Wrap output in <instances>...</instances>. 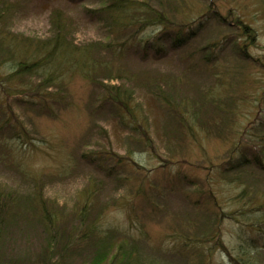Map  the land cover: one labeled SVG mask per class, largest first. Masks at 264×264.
Here are the masks:
<instances>
[{"label": "rangeland", "instance_id": "374dc122", "mask_svg": "<svg viewBox=\"0 0 264 264\" xmlns=\"http://www.w3.org/2000/svg\"><path fill=\"white\" fill-rule=\"evenodd\" d=\"M14 1L18 2L19 8L11 23L12 30L17 33L51 36V17L56 8L66 16L71 25L69 35L77 43L102 40L107 36L102 24L91 20L86 12L88 7L97 4L96 0ZM187 2L188 6L193 3L209 6L212 0ZM181 4L176 12L178 16L184 13V4ZM220 9L229 20L233 16L240 17L249 21L257 31V38L247 47L251 59L235 54L234 43L242 44L246 38L240 34L239 28L229 22L222 26L215 18H210L206 27L191 39L186 47L190 57H186L188 51L185 48L170 51L162 58H158L153 51L148 58L143 57L141 52H136L140 51L137 45L128 51L123 66L142 84L140 88L132 81L125 79L124 82L135 88L134 96L149 116L147 130L151 135V145H142L134 140L139 138V132L132 131L131 126L122 122L112 104L104 102L99 85L80 72L65 79L67 84L61 91L65 99L58 104L50 103L51 108L44 112L38 107L28 109L14 96L7 101L1 96L0 188L15 195L13 202L17 207L5 240H0V264H23L22 258L28 256L26 258L33 259L42 247L47 248L44 244L46 231L34 221L39 216L38 207L43 205L51 212V219L59 216L57 225L60 230L65 229L68 234L78 233L76 228L83 224L76 214L86 203V192L90 189L97 193L86 221L98 217L101 230L137 237L149 264H233L225 247L235 256L240 253L241 243L253 239L256 240L255 245L263 247L264 238L260 236L256 239L257 234L249 228L256 219H262L263 225L259 224L264 228L263 214L259 211H239L236 214L239 220L224 217L219 227L221 241L218 240V243L191 242L186 247L181 237L172 235L175 229L180 228H189L192 236V231L197 232L198 228L200 233L208 231L214 219V206L205 203L208 193L202 199H196L199 185L190 179L201 183L208 178L211 187L204 183L200 185L206 191L209 188L213 190L227 213L235 212L238 207L233 198L241 188L218 177L213 181L210 178L215 174L211 164L230 159L229 153L234 149L236 140H232L231 136L240 134L238 140H241V147L248 145L264 161V0H223ZM230 9L232 15L228 14ZM225 29L230 39L218 50L217 58L208 52H201L208 40L224 33ZM128 35L119 37V40ZM206 56L211 59L209 64L204 61ZM11 67V64L3 66L0 74L9 73ZM149 79H153L154 86L159 81L164 88L169 82L177 102L183 105L181 102L185 100L192 105L189 111L168 115L154 98L152 90L144 85ZM32 83L38 84V79ZM51 90L54 91L55 87ZM243 99L249 101L246 106ZM189 112L186 119L183 115ZM7 119L8 124L2 126ZM16 120H20L26 131L22 128L20 136L15 134L18 132L13 126ZM181 121H184L182 135L175 136L170 130L166 134L175 137L169 141L164 127L175 130ZM191 123L193 131L186 126ZM129 151L136 162L145 167L140 177L146 179V197L136 192L135 188L140 183L139 178L135 181L132 174L133 166H127V169L116 166V172L131 175L128 181H117L114 175L108 174L104 165L99 166L103 157L109 165L118 158L116 156L125 157ZM94 152L100 154L96 160L94 154L87 156ZM259 167L248 170L251 177L245 176L244 179L250 190L261 192L263 196L264 171ZM186 174L189 177L179 182V176ZM198 199L202 201L195 202ZM83 247L77 248V252L65 262L85 264L90 249L87 245ZM261 248L258 250L260 253L253 255L259 264H264V250Z\"/></svg>", "mask_w": 264, "mask_h": 264}, {"label": "trees", "instance_id": "16d2710c", "mask_svg": "<svg viewBox=\"0 0 264 264\" xmlns=\"http://www.w3.org/2000/svg\"><path fill=\"white\" fill-rule=\"evenodd\" d=\"M71 1L82 2L84 0ZM96 2L97 4L88 7L86 12L91 20L102 24L107 33V38L79 44L69 35L71 25L67 22L66 16L62 14L61 10L55 8L53 11L51 17L53 34L51 36H27L12 30L11 19L17 8H19L18 2L0 0V68L7 64L12 65L9 73L0 74V93H2L0 98L4 96L3 98L7 101L10 96H14L28 109L33 110L38 107V110L44 112L51 108L50 103L58 104L65 99L61 92L67 84L65 79L76 72H80L99 85L103 91L104 102L108 101L112 104L116 115L122 119V122L131 126L132 131L139 132V138H134V140L142 145H151V135L147 130L149 116L145 113L141 102L136 100L134 96L135 88L124 82L125 79L132 81L134 86H140L141 88L142 81L136 80L134 74L127 71L123 66L125 65L124 60L128 57L127 53L132 46L137 45L140 47V51L136 52H141L142 56L146 58L149 57L152 51L156 53L158 58L169 55L170 51L182 48H185L186 51V47L195 34L206 27L210 18H215L222 26L229 22L234 27L239 28L240 34L246 38L242 44L234 43L235 54L240 57L246 55L251 59L247 47L253 44L257 38V31L249 21L236 16L229 20V17L223 15L220 9L223 0H212L209 6L195 3L188 6L187 0H96ZM179 2L184 4L182 7L184 13L181 16L176 14L182 6ZM228 14L232 15V9L228 11ZM153 27H156V31L148 30ZM127 34L129 35L125 39L119 40V37ZM229 39L230 36L225 29L224 33L208 40L206 45L202 46L201 52H208V54L216 57L218 50L220 51L223 48V43ZM186 54H188L186 57L191 56L190 51ZM204 61L209 64L211 59L206 56ZM69 72L71 73L69 74ZM34 79H38V84L32 83ZM152 80L149 79V82H144V85L152 90L154 98L162 105L168 115H173L179 111L181 113L184 110L189 111L192 105L186 103L185 100L181 102L183 105L178 103L176 95L171 92L172 88L169 82L166 84L167 88H164V86L159 85V81L154 86ZM53 86L55 87L54 91L51 90ZM248 103L247 99H243L245 106ZM0 106H2L1 102ZM238 106L236 105V107ZM189 115L190 112L188 115L183 116H186L187 119ZM194 115L196 116V113ZM175 118L177 120L178 116ZM184 121H181V125L175 130L164 127V134L169 141L171 137L182 135ZM7 124L8 119L2 123V126ZM21 124L20 120H16L13 125L18 131L15 134L19 136L22 128L26 132ZM186 126H190L191 131L194 130L192 123ZM170 130L176 135H167L166 133ZM191 135L195 136V133H191ZM239 137L240 134L230 137L232 140L236 139L235 147L229 153L230 159L218 164H211L215 174L210 175L212 181L215 177H218L241 188L233 198L238 207L235 208V212L227 213L221 206L219 198L213 194V190L209 188L206 191V188L200 185L204 183L211 187L208 178L202 180L201 183L190 179L195 185H199L196 190V199H202L205 193H208V201H204L213 205L215 211L212 212L214 213V219L212 218L211 227L208 231L200 233L198 228L197 232L192 231L194 234L192 236L189 228L175 229L172 235L178 238L181 237L186 247L191 242L215 241L218 243V240L221 241L219 239L221 221L227 216L239 220L236 215L239 214V211H259L263 214L264 219V192L262 196L261 192L250 190V185H246L244 179L245 176L251 177L248 170L252 167L260 166L259 168L264 171V161L260 154L256 150H250L248 145L244 148L241 147ZM260 143L262 142L260 141ZM93 154L95 160L97 156H100L99 152L87 156L91 157ZM115 158L117 159H113L114 163L108 165L106 157H103L99 161V166L104 165L108 174L114 175L117 181H128L131 179V175H121L120 171L116 172V166L126 169L127 166H133L135 169L132 168V174L135 176V181L139 178L140 183L135 188L136 192L146 197L147 190L144 188L146 179L140 177L143 173L141 170H145L144 165L136 162L131 151L125 157L118 155ZM103 160L106 161L103 163ZM187 177H189L187 174L183 177L179 176L178 181L181 182L182 178L186 179ZM86 193V203H83L81 210L76 214L81 224H83L76 228L78 232L76 234H68L65 229L60 230L59 225H57L59 216L56 215L55 219H51V212L46 206L38 207L37 214L39 216L34 218V221L46 231V242L44 244L47 248L42 247L33 259L26 258L28 256L22 258L23 264H67L65 259L68 260V257L77 252V248H84V245H87L90 249L87 260L84 261L85 264H149L144 258L137 237L125 233L119 234V232L113 230H101L98 226V217L95 220L86 221L97 192L90 189ZM14 199H16L15 195L11 191L0 188V240L3 239V241L13 220L15 207H17L13 202ZM201 199L195 202H201ZM239 205L241 209H238L240 208ZM260 222L262 224V219H256L255 222L249 225V228L257 234L256 239L260 236L264 238V228L260 227ZM206 232L209 233L205 234ZM122 235L123 238L119 239ZM255 241L253 239L251 242L241 243L239 246L240 253L237 256L233 255L227 247L224 249L228 252L233 264H259L253 254L255 252L260 253L261 251L258 250L261 247L255 245ZM261 249L264 250V245ZM8 263L10 264V262ZM150 264L159 263L153 262Z\"/></svg>", "mask_w": 264, "mask_h": 264}]
</instances>
